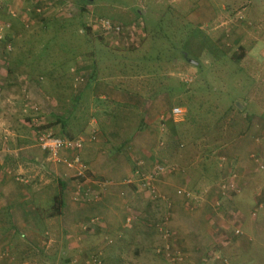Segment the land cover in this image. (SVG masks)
I'll return each instance as SVG.
<instances>
[{
    "label": "crops",
    "instance_id": "crops-1",
    "mask_svg": "<svg viewBox=\"0 0 264 264\" xmlns=\"http://www.w3.org/2000/svg\"><path fill=\"white\" fill-rule=\"evenodd\" d=\"M28 1L9 0L0 11L9 14ZM195 1L192 17L199 20V0ZM140 23L128 24L121 48L142 45L147 34L141 32ZM4 30L6 35L0 38V264H91L92 245L104 248L111 237L125 240L133 220L151 217H161L162 226L177 230L175 239L170 233L167 238L179 250H199L201 256L202 250L210 248L216 256L233 247H249L252 235L244 228L255 215L253 201L258 210L264 209V185L250 191L252 183L257 187L254 164L257 152L264 151V141L259 144L260 139L252 135L241 138L236 148L228 147L222 151L225 156H217L220 170L215 167L219 171L214 176L204 167L195 178L183 161L186 147L180 141L177 116L167 109V97L146 94L156 88L155 83L131 76L129 65L113 77V72L104 76L98 66L99 71L91 69L92 85H77L73 77L80 72L69 64L53 63L33 77L27 60H14V44L22 39L20 25L8 24ZM137 37L142 38L141 45ZM109 80L114 84H107ZM32 91L36 96L31 99ZM79 107L88 108L87 114H77ZM248 122L249 130L255 135L262 131L264 138V119L254 116ZM44 124L50 126L43 128ZM42 130L84 138L83 176L39 147ZM72 155L65 149L60 159ZM228 181L234 187L222 192L221 185ZM187 218L201 220L204 228L190 230ZM233 228L242 234L235 231L233 237Z\"/></svg>",
    "mask_w": 264,
    "mask_h": 264
},
{
    "label": "rangeland",
    "instance_id": "rangeland-1",
    "mask_svg": "<svg viewBox=\"0 0 264 264\" xmlns=\"http://www.w3.org/2000/svg\"><path fill=\"white\" fill-rule=\"evenodd\" d=\"M191 1L29 0L9 14L1 10L4 20L0 27L4 37L6 25H20L22 39L14 44V60H27L33 77L53 63L59 67L69 64L75 73L80 72L73 77L76 84L84 86L93 84L88 75L97 66L104 76L113 72L110 77L131 66V76L155 83L156 88L147 90V95L163 94L167 109H183L176 118L180 141L186 147L183 161L195 178L204 167L212 177L220 170L217 156H225L224 149L236 148L247 135L257 136L259 144L264 141L262 131L255 135L248 128L250 117L264 119V0H199V20L192 17L197 3ZM99 19L121 25L122 32L106 33ZM135 21L144 25L145 30L141 23L139 27L147 34L145 41L137 37L140 48L132 45L127 50L126 44L121 48L128 24ZM35 94L32 91L31 99ZM87 109L79 107L77 114L86 115ZM262 152H257L254 167L258 171H253L257 187L252 183V192L264 185ZM253 205L255 215L244 228L252 235L246 249L233 247L215 256L207 248L199 256V250H179L169 244L167 235L175 239L177 230L162 226L161 217L137 218L125 240L111 237L104 248L92 245L90 258L100 255L98 263L91 264H264V209L258 210L255 200ZM186 224L195 232L204 228L199 219L187 218ZM235 231H230L233 237ZM178 252L181 260L174 259Z\"/></svg>",
    "mask_w": 264,
    "mask_h": 264
},
{
    "label": "built area",
    "instance_id": "built-area-1",
    "mask_svg": "<svg viewBox=\"0 0 264 264\" xmlns=\"http://www.w3.org/2000/svg\"><path fill=\"white\" fill-rule=\"evenodd\" d=\"M9 0H0V9H2V6L4 5V2H8ZM99 25H101L103 31H106V33L109 32H116L121 33L123 27L121 25L112 24L111 21L106 19H99ZM3 36L1 35L0 38ZM183 114V109L179 107H174L171 109V115L173 116H180ZM38 145L39 147L48 154L54 161L56 162H62L68 169L74 170L76 172L77 176H83L86 170V165L83 163L80 153L83 148L84 143L86 142L84 138H78V139H70L65 137H59L56 136L51 131H39L38 132ZM68 149L70 151H73V155L69 158L60 159V153L62 150ZM263 168V166H262ZM21 182H26L24 179H19ZM222 192L227 191L229 189H232L234 187L233 182L228 181L227 184L221 185ZM242 232L240 230H236V234H241ZM97 255L92 257L94 262H97ZM176 260H181L182 255L181 253H177V255L174 257Z\"/></svg>",
    "mask_w": 264,
    "mask_h": 264
},
{
    "label": "trees",
    "instance_id": "trees-1",
    "mask_svg": "<svg viewBox=\"0 0 264 264\" xmlns=\"http://www.w3.org/2000/svg\"><path fill=\"white\" fill-rule=\"evenodd\" d=\"M87 1L89 2L90 0H87ZM90 259H91V263L94 262L93 259H92V257ZM97 263H98V261H97Z\"/></svg>",
    "mask_w": 264,
    "mask_h": 264
}]
</instances>
